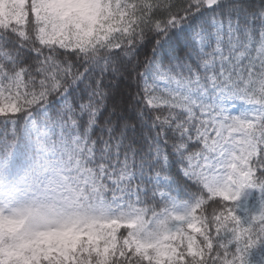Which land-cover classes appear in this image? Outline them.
<instances>
[{"label": "snow or ice", "instance_id": "1", "mask_svg": "<svg viewBox=\"0 0 264 264\" xmlns=\"http://www.w3.org/2000/svg\"><path fill=\"white\" fill-rule=\"evenodd\" d=\"M0 264H264V0H0Z\"/></svg>", "mask_w": 264, "mask_h": 264}]
</instances>
